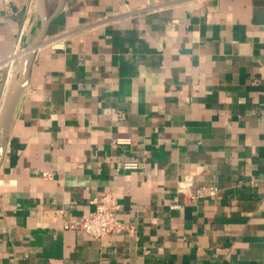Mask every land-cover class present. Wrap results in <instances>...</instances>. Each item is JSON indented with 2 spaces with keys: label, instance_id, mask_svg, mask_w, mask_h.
Returning a JSON list of instances; mask_svg holds the SVG:
<instances>
[{
  "label": "crops",
  "instance_id": "1",
  "mask_svg": "<svg viewBox=\"0 0 264 264\" xmlns=\"http://www.w3.org/2000/svg\"><path fill=\"white\" fill-rule=\"evenodd\" d=\"M179 1L65 0L6 141L0 264H264V0ZM36 2L0 0V61L32 42ZM106 192L135 234L63 228Z\"/></svg>",
  "mask_w": 264,
  "mask_h": 264
},
{
  "label": "built area",
  "instance_id": "2",
  "mask_svg": "<svg viewBox=\"0 0 264 264\" xmlns=\"http://www.w3.org/2000/svg\"><path fill=\"white\" fill-rule=\"evenodd\" d=\"M11 1V0H8ZM179 1V0H178ZM187 1V0H181ZM180 2V1H179ZM173 3H177L173 2ZM161 8L159 4H148L139 10L126 11L123 15L133 14L136 12L147 11L152 12ZM121 16V15H120ZM111 18H107L110 20ZM74 30H64L60 33L55 34L51 40L50 45L54 48H60L64 46V43L68 36L73 34ZM25 50V49H24ZM23 49H17L8 57L0 61V67L7 68L8 79L14 75L16 65L21 58L22 54H19ZM123 116V113H120ZM116 144L130 143L129 138H117L113 141ZM139 161L137 159H131L125 161L118 171L120 170H134L139 168ZM45 178H51L53 173L44 172ZM192 184V180H185L181 182V188L186 189ZM219 189L217 187H206L200 186L195 193H192L194 197L203 196L205 194L216 195ZM95 204L94 210L86 215H83L79 220L68 221L63 225L64 229H74L85 232L89 236L101 240L110 233H122V234H135V225L133 223H125L118 219L117 215L121 208V204L118 198L112 192H106L101 198H95L92 200Z\"/></svg>",
  "mask_w": 264,
  "mask_h": 264
},
{
  "label": "water",
  "instance_id": "3",
  "mask_svg": "<svg viewBox=\"0 0 264 264\" xmlns=\"http://www.w3.org/2000/svg\"><path fill=\"white\" fill-rule=\"evenodd\" d=\"M48 0H37V13L40 18V27L32 42L22 52L14 75L8 85L1 110H0V167L4 158L6 141L10 135L15 109L19 98L28 85L32 65L35 59L36 51L40 47L49 33L53 19L59 15L65 5V0H58L56 10L48 13Z\"/></svg>",
  "mask_w": 264,
  "mask_h": 264
},
{
  "label": "bare ground",
  "instance_id": "4",
  "mask_svg": "<svg viewBox=\"0 0 264 264\" xmlns=\"http://www.w3.org/2000/svg\"><path fill=\"white\" fill-rule=\"evenodd\" d=\"M22 52H23V51H21L19 54H22ZM14 71H15V70H14ZM12 77H13V76H12ZM10 79H12V78H10ZM10 81H11V80H10Z\"/></svg>",
  "mask_w": 264,
  "mask_h": 264
},
{
  "label": "rangeland",
  "instance_id": "5",
  "mask_svg": "<svg viewBox=\"0 0 264 264\" xmlns=\"http://www.w3.org/2000/svg\"><path fill=\"white\" fill-rule=\"evenodd\" d=\"M24 49V48H23Z\"/></svg>",
  "mask_w": 264,
  "mask_h": 264
}]
</instances>
